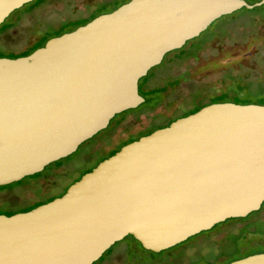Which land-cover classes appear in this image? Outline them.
<instances>
[{
	"label": "water",
	"instance_id": "water-1",
	"mask_svg": "<svg viewBox=\"0 0 264 264\" xmlns=\"http://www.w3.org/2000/svg\"><path fill=\"white\" fill-rule=\"evenodd\" d=\"M33 0H0V25ZM264 0H129L0 58V187L74 153L146 102L138 81L213 22ZM264 202V105L213 103L122 146L30 211L0 214V264H93L132 237L166 251ZM229 264H264V253Z\"/></svg>",
	"mask_w": 264,
	"mask_h": 264
},
{
	"label": "rangeland",
	"instance_id": "rangeland-1",
	"mask_svg": "<svg viewBox=\"0 0 264 264\" xmlns=\"http://www.w3.org/2000/svg\"><path fill=\"white\" fill-rule=\"evenodd\" d=\"M126 2L44 0L17 19L27 9L26 4L12 12L0 25L1 31L11 24L6 31L0 32V58L12 59L26 51L41 36L61 28L71 30V21H82L84 17L102 10L111 12ZM257 15L264 16V5L253 10L241 9L219 18L182 47L189 49L184 60L167 61L168 64L164 66L165 60L174 51L166 54L158 66L150 69L138 81L141 89L144 84H148V87L155 88L163 86L165 92L154 95L150 102L145 96L146 102L140 108L115 115L106 129L83 142L68 157L45 167L37 178L32 179L34 175L26 177L13 183V187L1 190L0 214L22 213L36 202L63 195L72 182L103 161L110 149L117 150L122 141L142 132L154 131L157 126L187 110L213 102L263 105L264 71H261V65L256 61L260 57L254 55L251 60L239 64L241 57L248 51L241 46L244 36L251 31L246 23L255 25L247 18ZM227 22H231L228 24L229 31L225 27ZM256 37L252 34L250 40ZM208 41L213 42L198 52L201 43ZM240 49L244 52L240 53ZM249 63H254L253 70L248 69ZM142 91L138 92L144 95ZM263 205L264 202L259 210ZM259 210L245 218L228 219L160 253L144 250L128 236L111 246L93 264H162L157 262L167 257L170 259L172 255L176 264H229L249 255L264 253V234H260L255 227H245L247 223H260L264 227V208Z\"/></svg>",
	"mask_w": 264,
	"mask_h": 264
},
{
	"label": "trees",
	"instance_id": "trees-1",
	"mask_svg": "<svg viewBox=\"0 0 264 264\" xmlns=\"http://www.w3.org/2000/svg\"><path fill=\"white\" fill-rule=\"evenodd\" d=\"M43 1H44V0H36L35 2L33 1V2H31L30 4H28L27 9H26V10H23V11L20 13L19 18H17V19H20V18L22 17V15H23L25 12H29V11L33 10L34 8H36L37 6H39L40 4H42ZM126 1H127V0H126ZM252 1H254V0H252ZM103 13H106V11L102 10V11L96 13L95 15L87 16L86 18H84L82 21H79V22H73V21H71V24H72L71 27H72V29H71V30H68V31H72V30H74L76 27H78V26H80V25H83L85 22H88V21L94 19L95 17H97L98 15L103 14ZM10 27H11V24H8V25H6L4 28H2L0 32H4V31H6L8 28H10ZM65 32H67V30H66L65 28H61V29H59V30L54 31L52 34L50 33V34H47V35H45V36H41V37H39V39H38L35 43H33V45H31L26 51L22 52V53L19 54V55H16L15 57H23V56H27V55H29L31 52H33L34 50H36V49L42 47V46L44 45V43H45L48 39H50V38H52V37L60 36L61 34L65 33ZM199 48H200V46H199ZM188 52H189V49H187V48H181L180 50L174 51V52L170 55L171 57L169 56L170 58L168 57V58L165 60V62H164V66H165L166 64H168V63H171L173 60L176 61V60H184V59H186V58H187L186 56H187V53H188ZM196 54H197V53H196ZM15 57H14V58H15ZM195 57H196V55H195ZM167 61H168V63H167ZM147 88H148V89H147ZM141 90H143L142 92L144 93V95L141 94V93H139V95H141V96L143 95L144 98H145V96H146V97H147L146 99L148 100V102H150L151 98H152L154 95H156V94H161V93L165 92V91H166V88H163V86H162V87H156V88H155V87H148V84H144L143 87H142V89H141V87H139V92H140ZM145 105H147V104H145ZM145 105H144V106H145ZM142 106H143V104H142ZM204 106H205V105H204ZM204 106H200V107H197V108H193V109L187 110L185 113H182V114H180V115H176V116L173 117L170 121H174V120H176V119H178V118L185 117V116H187V115H190V114H192V113H195L196 111H198L200 108H202V107H204ZM138 108H140V106H139ZM88 171H91V170H88ZM38 176H40V174L34 175L32 179H35V178H37ZM79 179H80V177H79L78 179H76L75 181H77V180H79ZM16 183H17V182H16ZM71 184H73V182H72ZM71 184H70V185H71ZM10 187H13V184L8 185V186H2V187H0V191H1V190H4V189H6V188H10ZM64 191H65V190H64ZM51 200H53V198H48V199H46V200H44V201L36 202V203H34L33 205L26 207L25 210H24V212L30 211L31 209H33V208H35V207H37V206H39V205L45 204V203H47V202H49V201H51ZM263 208H264V205H263ZM263 208H261V210H262ZM261 210H259V212H260ZM259 212H258V213H259ZM258 213H257V214H258ZM10 215H11V214H10ZM10 215H7V216H10ZM245 227H246L247 229H249V228H251V227H255L256 230L260 231V232H259L260 234H264V227H262V224L260 225V223L255 224V225H249V224L247 223V224H245ZM129 237H130V236H129ZM130 238H131L132 240H134L132 237H130ZM151 253H152V252H151ZM172 257H173V255H172ZM172 257H171L170 259H169V257H167V258L164 259V261H163V260H160V261L157 262V263L170 264L169 262H171L172 264H176V262H175L174 260H172V259H173ZM136 261H137V260H136ZM136 261H135V262H136ZM207 264H210V263H207Z\"/></svg>",
	"mask_w": 264,
	"mask_h": 264
},
{
	"label": "flooded vegetation",
	"instance_id": "flooded-vegetation-1",
	"mask_svg": "<svg viewBox=\"0 0 264 264\" xmlns=\"http://www.w3.org/2000/svg\"><path fill=\"white\" fill-rule=\"evenodd\" d=\"M129 0H127V2H128ZM249 1H252V0H249ZM255 1V0H254ZM259 1V0H258ZM264 5V4H263ZM262 6V5H261ZM260 7V6H259ZM255 8H258V7H254V8H251V9H246V10H253V9H255ZM115 10V9H114ZM109 13V12H108ZM104 14V13H103ZM100 15H102V14H100ZM99 16V15H98ZM97 16V17H98ZM87 17V16H86ZM86 17H84V18H86ZM96 18V17H95ZM247 19H249L248 21H250V20H252L254 23H255V25H253V24H251V23H246V24H248L249 25V27H250V30L251 31H249V33H248V35H246V36H244V38H243V41H241L242 42V44H241V46H244L245 48H246V50H248L247 52H246V55L244 56V57H241V59H240V63L239 64H243L244 62H246V61H248V60H251V58L255 55V56H258V57H260V59L258 58L256 61L257 62H259L260 63V65H261V68H262V70L261 71H264V16L263 15H257V16H253V17H248ZM91 21V20H90ZM89 22V21H88ZM231 22H233V21H231ZM231 22H227V23H225V27H226V31L228 30L229 31V27H228V24H230ZM87 22H85L84 24H86ZM83 24V25H84ZM83 25H80V26H83ZM79 27V26H78ZM210 27V26H209ZM208 27V28H209ZM77 28V27H76ZM207 28V29H208ZM206 29V30H207ZM205 30V31H206ZM73 31V30H72ZM67 32H71V31H67ZM67 32H65V33H67ZM252 34L255 36H257L256 38H254V39H252V40H250V37L252 36ZM224 37H226V36H224ZM53 38V37H52ZM223 38V37H222ZM213 41H208V42H204V43H201V46H200V48H199V51L198 52H201L202 50H204V49H206V46L208 45V44H211ZM45 44V43H44ZM243 49V48H242ZM239 52L240 53H242V52H244L243 50H239ZM259 52H261V54L259 53ZM229 56H230V53H229ZM15 58H17V57H15ZM253 65H254V63H249V66L250 67H248V69L249 70H253ZM247 68V67H246ZM138 91H139V87H138ZM213 103H215V102H213ZM210 105V104H209ZM260 105H262V104H260ZM264 105V104H263ZM138 108V107H137ZM203 108V107H202ZM201 109V108H200ZM179 119V118H178ZM177 120V119H176ZM175 121V120H174ZM171 122H173V121H169V122H166L165 124H163V125H160V126H157L156 127V130L157 129H160V128H164V127H166V126H168ZM151 132H153V130L152 131H149V132H146V133H139V134H137V135H135V136H133V137H130V138H128V139H126L125 141H122L121 143H122V145L121 146H123V145H126V144H128V143H130V142H133V141H135V140H138L140 137H143V136H146V135H148V134H150ZM103 142H101V143H99V144H102ZM120 146V147H121ZM119 147V148H120ZM119 148L117 149V150H113V149H110L107 153H106V157H105V159L106 158H108V157H110V156H112L114 153H116L118 150H119ZM87 172H89V171H87ZM61 196V195H60ZM60 196H58V197H60Z\"/></svg>",
	"mask_w": 264,
	"mask_h": 264
}]
</instances>
